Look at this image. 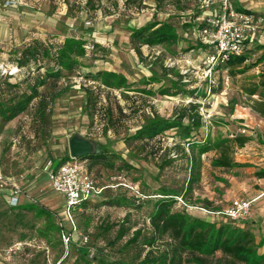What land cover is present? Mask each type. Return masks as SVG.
Wrapping results in <instances>:
<instances>
[{"label":"rangeland","instance_id":"1","mask_svg":"<svg viewBox=\"0 0 264 264\" xmlns=\"http://www.w3.org/2000/svg\"><path fill=\"white\" fill-rule=\"evenodd\" d=\"M55 1L68 8V23L57 27L59 33L64 39L79 36L94 48L78 59L80 67L72 77L58 84L62 95L51 105L46 123L24 113L4 126L0 124V169L13 181H24L21 186L26 195L20 197L19 206L34 205L53 213L49 219L38 210L12 209L0 198V264H85L80 256L79 234L72 235L75 243L65 246L55 228L61 220L69 229L64 197L42 179L30 184L46 162L69 157L68 139L73 133L92 138L101 150L111 153L108 156L114 164L131 167L91 166L98 184L114 186L94 202L95 206L75 214L82 234L89 237L86 259L91 264H97L95 257H101L100 248L110 261L133 260L137 252L123 248L127 237L110 245L117 227L104 234L100 226L126 221L130 234L139 228L148 231L154 204L170 197L175 200L174 212L251 231L256 236L257 253L264 255L263 250L259 252L264 246V198H254L264 190V180L260 184L257 177L264 173V121L253 109L256 102L264 100V88L260 86L264 30L254 41L247 63L221 67L206 78L204 61L212 48L199 38L201 20L194 21L203 15V0H136L129 5L125 0ZM246 2V7L254 2L253 9L264 16V0ZM233 3L239 8L240 4ZM154 22L173 24L179 42L168 48L143 47L139 58L130 44L131 32ZM4 46L0 43V59L12 63L13 51ZM103 74L114 75L111 86L106 85ZM118 79L125 82L120 89ZM149 85L151 92L147 90ZM165 89L179 94L164 95ZM252 90L255 95H251ZM190 105H198L203 113V127L193 145L177 127L151 142L134 138L149 119L171 123ZM188 124L185 118L183 125ZM239 136L250 141L244 148L232 147L233 166L216 167L214 161L220 157L217 145ZM118 183L137 186L142 196L137 198L121 185L115 187ZM237 199L254 201L250 218L244 222L205 212H224ZM114 201L123 206L111 205ZM209 264L230 263L217 254Z\"/></svg>","mask_w":264,"mask_h":264},{"label":"trees","instance_id":"2","mask_svg":"<svg viewBox=\"0 0 264 264\" xmlns=\"http://www.w3.org/2000/svg\"><path fill=\"white\" fill-rule=\"evenodd\" d=\"M136 0H125V5H129ZM179 37L176 27L168 22L148 23L146 26L135 29L130 35V44L138 57H142V48H153L155 46L172 47L177 45ZM13 51L14 61L7 62L3 58L0 62L12 64L19 69L21 73L14 82L10 78H0V124L4 126L24 113H31L36 122L42 124L47 122L50 114V107L55 100L61 97L62 90L58 84L66 77H72V74L78 67V59L84 58L89 51L94 48L86 39L71 35L64 40H58L52 35L45 38L32 39L25 43L22 48H16L15 45H6ZM254 50V49H253ZM245 63V57L234 58L226 66L239 67ZM106 85L111 86L113 74H103ZM75 77V76H74ZM94 75V79H95ZM120 89L125 84L123 79L117 80ZM260 86L264 88V75ZM97 90L101 88L98 86ZM90 90V89H89ZM150 92V91H149ZM255 95L256 91H250ZM164 95L176 96L170 89L163 91ZM254 111L264 119V100L258 101L253 107ZM108 115L111 113L107 109ZM121 116L124 114L121 110ZM188 118L189 124L183 125V120ZM181 130L185 140H189V145L198 142L195 135L203 127L202 116L199 113L198 105H190L183 114L177 115V119L169 123L161 118L149 119L147 123L136 131L134 138L141 142H151L158 136L164 134L170 129ZM250 139L247 137H235L233 141H225L217 145L220 149V157L214 161L216 167L231 168L233 160L230 152L235 149L244 148ZM101 149V147H100ZM108 151L101 150L98 155L85 157L89 165V171L92 165H106L109 168L124 169L131 168L126 164H114L109 158ZM70 157L64 159L69 160ZM259 179H264V173H258ZM119 185V183L117 184ZM109 188L106 189L109 190ZM105 191V193H106ZM104 193V195H105ZM103 195V196H104ZM102 196V197H103ZM85 202L74 212V221L77 232L73 233L72 227L66 230L69 236V245L75 243L72 235L79 234L80 256L85 260V264H91L86 258L89 256V237L82 234L79 225L76 222V212L86 211L91 205L97 203ZM97 202V201H96ZM174 198H163L156 201L154 210L150 214V229H136L130 234V227L127 222L109 224L103 223L100 228L104 234L110 233L114 228L115 237L109 241L110 245H116L120 241L124 242L123 248L134 249L137 255L131 261L115 260L110 261L104 254V249H99L101 257H95L97 264H209V260L221 254L223 258L229 260L230 264H264V255L257 253L256 236L249 230H239L231 228L229 225H216L203 220L193 218L186 212H174ZM94 203V204H93ZM111 205L123 206L119 201L110 202ZM18 210L37 211L47 218H52L53 213L47 208L37 209L36 206L18 207ZM60 233V242L62 239L63 227L60 223L55 227ZM84 238L87 243H84Z\"/></svg>","mask_w":264,"mask_h":264},{"label":"built area","instance_id":"3","mask_svg":"<svg viewBox=\"0 0 264 264\" xmlns=\"http://www.w3.org/2000/svg\"><path fill=\"white\" fill-rule=\"evenodd\" d=\"M233 2L234 0H203L200 6L207 15L201 20L199 38L212 48L204 61L207 69L206 78L214 71L226 66L234 58L245 57L247 63L252 56L254 41L264 30V16L249 10H240ZM17 4V1H6L4 6L15 7ZM20 73L21 69L18 67L0 62V78H10L16 81ZM225 82L228 85V80ZM212 84L215 82L213 81ZM199 113L203 116L202 109ZM44 174H46L51 189L65 199L67 224L72 227L73 233L77 232L74 212L83 203L101 198L106 189L110 187L97 183L89 171L87 160L70 158L60 162L48 161L45 163ZM120 185L133 191L137 198L141 195L137 186L121 183L115 187ZM24 194L26 195L19 181L6 177L0 169V196L8 197L9 207L18 208L20 197ZM253 203L254 201L237 199L224 212L207 210L205 212L214 216L223 215L234 222H244L250 218ZM59 223L63 227L62 239L65 246H68L69 236L64 232L66 226L61 220ZM83 240L85 244L87 239Z\"/></svg>","mask_w":264,"mask_h":264},{"label":"crops","instance_id":"4","mask_svg":"<svg viewBox=\"0 0 264 264\" xmlns=\"http://www.w3.org/2000/svg\"><path fill=\"white\" fill-rule=\"evenodd\" d=\"M6 1H17L18 4L15 7H5L4 4ZM246 1L247 0H235L234 2L240 4L238 9L249 10L256 13L253 9L255 7L254 2H249V6L251 7H246L244 6V4L247 3ZM67 13L68 8L57 4L55 0H0V43L7 45V43L14 42L16 48H22L28 41L45 38L47 35H52L58 40H64V34L61 32L59 33L57 27L63 23H68L69 17ZM206 15L207 14L203 11V15L197 17L194 21H200ZM150 86L151 85L147 87V90L151 92ZM84 136L92 140L89 136ZM44 167L45 164L39 175L35 176L34 181L30 183L31 185L37 183V180L42 179L44 180L42 182H46L50 187L46 174H44ZM259 180L261 184L264 179ZM23 183L24 181H19L20 186ZM0 198H2L4 202L7 203V207H9L8 197L6 195H1ZM254 198H264V190L254 194ZM261 250H263L261 254H264V246L259 248V252H261Z\"/></svg>","mask_w":264,"mask_h":264},{"label":"water","instance_id":"5","mask_svg":"<svg viewBox=\"0 0 264 264\" xmlns=\"http://www.w3.org/2000/svg\"><path fill=\"white\" fill-rule=\"evenodd\" d=\"M69 157L76 160H84L85 157L98 155L100 146L94 140L86 138L80 133H73L68 139Z\"/></svg>","mask_w":264,"mask_h":264}]
</instances>
